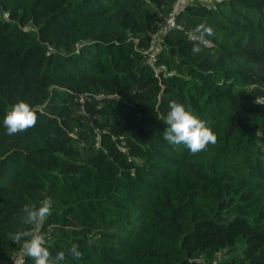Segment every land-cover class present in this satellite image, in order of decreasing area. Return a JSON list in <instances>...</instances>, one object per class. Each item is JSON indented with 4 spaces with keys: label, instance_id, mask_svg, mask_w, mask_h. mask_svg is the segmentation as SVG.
Returning <instances> with one entry per match:
<instances>
[{
    "label": "trees",
    "instance_id": "obj_1",
    "mask_svg": "<svg viewBox=\"0 0 264 264\" xmlns=\"http://www.w3.org/2000/svg\"><path fill=\"white\" fill-rule=\"evenodd\" d=\"M172 100L215 145L163 139ZM45 198L67 264H264V0H0V264Z\"/></svg>",
    "mask_w": 264,
    "mask_h": 264
},
{
    "label": "clouds",
    "instance_id": "obj_2",
    "mask_svg": "<svg viewBox=\"0 0 264 264\" xmlns=\"http://www.w3.org/2000/svg\"><path fill=\"white\" fill-rule=\"evenodd\" d=\"M204 26H198L192 34V39L202 41L205 46L209 41L204 39ZM204 32L211 34V29H204ZM197 33H200L197 35ZM198 46L193 48L194 53H198ZM258 103V102H257ZM170 111L165 118L167 125L163 132V139L173 146L184 145L192 154L205 151L209 145L217 142L216 134L206 126V123L186 110L185 106L175 100L169 101ZM39 106H32L24 101L15 103L11 110L7 112L3 119V126L8 136H13L34 127L37 122V112ZM53 201L45 198L39 206L35 204H25L23 211V224L30 226L29 230L18 231L10 234V239L14 243L23 241L22 248L26 257L34 261V264H67V257L81 259L82 253L79 245L73 244L67 254L64 251L57 252L55 256L45 246L46 240L41 234V229L46 219L53 212Z\"/></svg>",
    "mask_w": 264,
    "mask_h": 264
},
{
    "label": "built area",
    "instance_id": "obj_3",
    "mask_svg": "<svg viewBox=\"0 0 264 264\" xmlns=\"http://www.w3.org/2000/svg\"><path fill=\"white\" fill-rule=\"evenodd\" d=\"M204 1V0H202ZM208 1H212V0H208ZM175 12V11H174ZM171 13L170 16L167 18L166 22H165V25L163 26V31H166L168 28L174 26V23H175V13Z\"/></svg>",
    "mask_w": 264,
    "mask_h": 264
},
{
    "label": "rangeland",
    "instance_id": "obj_4",
    "mask_svg": "<svg viewBox=\"0 0 264 264\" xmlns=\"http://www.w3.org/2000/svg\"><path fill=\"white\" fill-rule=\"evenodd\" d=\"M23 251H20L13 259L12 261L9 263V264H18L20 263L22 257H23Z\"/></svg>",
    "mask_w": 264,
    "mask_h": 264
},
{
    "label": "water",
    "instance_id": "obj_5",
    "mask_svg": "<svg viewBox=\"0 0 264 264\" xmlns=\"http://www.w3.org/2000/svg\"><path fill=\"white\" fill-rule=\"evenodd\" d=\"M85 110L88 111V108L85 106Z\"/></svg>",
    "mask_w": 264,
    "mask_h": 264
}]
</instances>
